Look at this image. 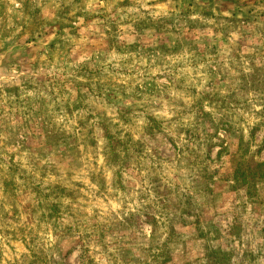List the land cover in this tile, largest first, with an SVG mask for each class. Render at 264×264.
<instances>
[{
    "label": "rangeland",
    "instance_id": "rangeland-1",
    "mask_svg": "<svg viewBox=\"0 0 264 264\" xmlns=\"http://www.w3.org/2000/svg\"><path fill=\"white\" fill-rule=\"evenodd\" d=\"M0 264H264V0H0Z\"/></svg>",
    "mask_w": 264,
    "mask_h": 264
}]
</instances>
